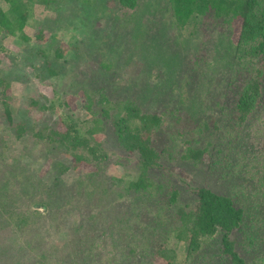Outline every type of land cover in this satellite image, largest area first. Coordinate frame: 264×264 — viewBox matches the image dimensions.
<instances>
[{"label":"rangeland","instance_id":"rangeland-1","mask_svg":"<svg viewBox=\"0 0 264 264\" xmlns=\"http://www.w3.org/2000/svg\"><path fill=\"white\" fill-rule=\"evenodd\" d=\"M90 3L85 9L73 0H32L23 28L27 38L0 39V159L17 173L25 169L24 180L17 181L26 194L19 206L34 208L33 196L39 202L49 201L43 215L33 216L37 224L30 223L37 228L45 222L39 233L30 234V225L25 230L19 262L31 264L39 254H53L52 243L71 242L82 256L88 255L87 264H160L150 238L159 232L169 235L175 205L193 204L195 189L206 187L243 209V219L230 237L246 264H264V58L252 56L249 61V51L232 57L228 44L232 46L238 38L237 25L217 24L211 14L195 29L182 31L166 0H137L134 8L118 0ZM7 7L0 0V11ZM45 64L56 73L50 75ZM255 65L259 101L249 118L239 122L233 109L235 96ZM99 87L114 102L127 100L161 117L151 137L153 146L164 150L165 170L149 172L158 188L125 197L108 190L102 203L94 197L75 208L71 201L64 204L61 192L52 197L49 193L54 180L74 186L79 172L58 168L56 162L66 160L46 137L55 128L57 116L42 105L55 92L66 95L71 110L84 118L86 95L93 99ZM3 101L15 122L27 123L19 139L2 130L6 124ZM103 144L112 152L107 175H120L125 162L133 165L130 155L123 157L111 129L104 130ZM188 148L200 149L201 156L188 157ZM171 190L176 192L174 200ZM0 215V240L4 241L12 229L7 215ZM65 229L75 230L73 239H63ZM220 237L205 238L203 248L190 261L179 243L176 261L230 264L221 253Z\"/></svg>","mask_w":264,"mask_h":264},{"label":"trees","instance_id":"trees-1","mask_svg":"<svg viewBox=\"0 0 264 264\" xmlns=\"http://www.w3.org/2000/svg\"><path fill=\"white\" fill-rule=\"evenodd\" d=\"M5 1L8 7L0 11V39L7 35L27 38L23 28L29 18L32 0ZM39 1L49 2V0ZM73 1L80 8L88 9L91 6L90 0ZM118 1L120 5L128 8H134L137 4V0ZM166 3L172 11L174 23L182 31L195 29L197 23L204 20L206 14H211L217 24L237 25L238 38L232 46L228 44V51H231L232 57L237 55L238 51L239 53L249 51L246 56L249 61L253 60L252 56L264 58V0H166ZM91 10L86 13L90 14ZM187 35H191V32H187ZM1 47L0 44V49ZM45 69L49 74L51 73L50 75L56 73L49 64H45ZM256 71V65L255 68L247 71V78L235 96L233 109L236 113L235 118L239 122L247 120L256 110L260 96L259 74H256ZM83 92L86 95V91ZM67 97L71 96L67 95ZM91 98L86 95L88 105L85 108L88 114L84 118L78 117L71 110L66 95L63 98L55 92L54 96L48 99V104L42 105L57 116L55 128L51 129L46 137L62 152L66 160L57 161L58 168L65 170L72 167L79 172L74 186L54 180L49 186V193L52 197L58 196L61 192L63 199L66 200L64 204L71 201L75 208L91 202L94 197L99 198L96 203H102L103 192L107 193L108 190H114L117 197H125L134 192L144 193L149 188L158 186L151 177L150 170L153 168L165 170L161 164V152L163 153L164 150L153 146L151 137L160 125V116L152 115L127 100L114 102L101 87L95 90L94 97ZM2 105L6 122L2 130L14 133L19 139L27 130V123L22 120L15 122L9 104L3 101ZM107 129H111L114 134L117 145L122 149L123 157L130 155V159L134 162L132 166L125 162L124 172L120 175L109 176L105 173L112 157V152L103 144L104 130ZM188 151V157L195 159L202 154L200 149L188 148ZM19 169L17 173L12 166L6 168L3 160L0 159V211L3 217L7 215V221L12 229L6 240H0V264H21L19 243L21 239L24 241L25 230L30 223L37 224L33 218L35 214L43 215L48 209L49 201L39 202L34 196L30 201L34 208H22L23 204L19 206L21 202L19 199L26 197L24 187L19 188L20 181L25 177L22 172L25 169ZM81 187L83 190L79 189ZM78 194L83 197L79 199ZM170 195L173 200L176 198L174 190H171ZM24 209L26 211H23ZM174 213L169 235L164 237L159 232L157 233L159 235L155 234L150 238V245L156 247L154 258H157L160 264H179L176 261L175 249L179 243L182 244L186 261H190L191 257L203 248L205 238L216 235L221 236V253L230 264H246L230 237L232 230L240 225L244 212L242 208L236 207L228 196L218 194L206 187H198L195 189V202L190 205H175ZM51 218L56 222L54 214ZM2 223L0 215V224ZM44 223L37 228H32L30 225L29 229H32L29 230L30 234L39 233ZM74 231L65 229L63 239H73ZM41 240L45 241L42 238ZM171 241L174 245H171ZM61 245V243H52L50 250H54L53 254L48 252L39 254L37 259L30 261L31 264H67V262L87 264L88 255L82 256L83 252L80 253L75 249L76 244L70 242L68 245Z\"/></svg>","mask_w":264,"mask_h":264}]
</instances>
